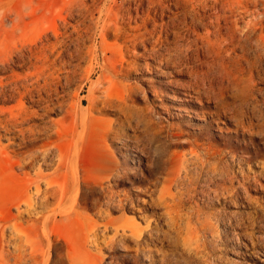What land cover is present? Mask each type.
Segmentation results:
<instances>
[{"label": "rangeland", "instance_id": "1", "mask_svg": "<svg viewBox=\"0 0 264 264\" xmlns=\"http://www.w3.org/2000/svg\"><path fill=\"white\" fill-rule=\"evenodd\" d=\"M220 1L226 2L0 0V109L22 112L24 127L63 133L53 165L43 166V172L53 173L60 152L77 151L81 175L103 155L116 157L120 173L129 174L106 182L108 189L129 196L124 207L99 193L86 219L57 217L48 229L50 244L43 247L37 227L28 231L30 243L12 237V224L29 219L13 217L25 170L9 155L1 156L0 264H21V259L24 264H264V59H256L248 39L264 0H249L246 6L230 0L238 13L227 7L229 22L215 24L224 13ZM226 107L246 113L244 127ZM141 110L163 124L154 128L142 119ZM7 138L0 132L1 144H9ZM28 140L21 152L36 150ZM205 146L218 155L206 158ZM205 161L215 166L213 174L202 167ZM50 203L53 209L57 200ZM108 222L113 223L106 226ZM123 222L138 227L137 232L117 233ZM94 225L97 237L90 232ZM23 240L27 245L19 248Z\"/></svg>", "mask_w": 264, "mask_h": 264}, {"label": "bare ground", "instance_id": "2", "mask_svg": "<svg viewBox=\"0 0 264 264\" xmlns=\"http://www.w3.org/2000/svg\"><path fill=\"white\" fill-rule=\"evenodd\" d=\"M209 2V0H207ZM230 0H226L225 3L222 4V11L224 13H219L217 15V19L215 18L214 20H218L215 24L219 23V21L221 20H227V18L229 17V15L225 14L226 13V9L228 7L229 10L234 11L235 9L232 10L233 7H231L230 5H233L232 3L229 2ZM252 1V0H251ZM257 2V1H256ZM37 3V2H36ZM239 3L243 4L242 6H246L249 4V0H239ZM30 4V3H29ZM40 4V3H39ZM212 4V3H211ZM237 4V3H236ZM254 4V2H253ZM252 4V5H253ZM257 4V3H256ZM24 5V4H23ZM38 5V4H37ZM204 5V4H203ZM20 6V4H19ZM25 6H27L25 4ZM29 6V5H28ZM27 6V7H28ZM214 5H211V7ZM218 7V5H216ZM241 6V7H242ZM255 6V5H254ZM210 6L208 5V8ZM215 8V6H214ZM247 8V7H246ZM245 8V9H246ZM253 8V7H251ZM249 8V9H251ZM261 7H259L260 9ZM212 9V8H211ZM238 9V8H237ZM206 10V9H205ZM215 10V9H214ZM220 10V9H219ZM219 10H217L219 12ZM239 10V9H238ZM237 10V11H238ZM244 10V9H243ZM207 11V10H206ZM215 12V14H217L218 12ZM228 11V12H231ZM236 11V10H235ZM236 11V12H237ZM261 11V10H260ZM259 11V12H260ZM19 12V11H18ZM23 12V10H22ZM21 12V13H22ZM244 12H247L244 11ZM74 13V12H73ZM172 13V12H171ZM206 13V12H205ZM238 13V12H237ZM253 13V12H252ZM209 14H212L209 13ZM234 14V13H233ZM245 14V13H243ZM248 14V13H247ZM81 15V14H78ZM227 15V17H226ZM232 15V14H231ZM230 15V16H231ZM238 15V14H237ZM257 15V14H256ZM152 16V15H151ZM156 16V14H155ZM160 16V15H158ZM165 16V15H164ZM207 16V15H205ZM242 17V15H240ZM246 16V15H245ZM16 17V16H15ZM149 17V16H148ZM161 17V16H160ZM159 17V18H160ZM194 17V16H193ZM197 17V16H196ZM204 17V16H203ZM202 17V18H203ZM215 17V16H214ZM233 17V15H232ZM239 17V16H238ZM18 21H23V16L19 13L18 16ZM164 18V17H163ZM167 18V17H166ZM176 18V17H175ZM184 17H182L183 19ZM199 18V16H198ZM201 18V17H200ZM211 19V17H209ZM234 18V17H233ZM244 18V17H243ZM147 19V18H146ZM156 19V18H154ZM173 19V18H172ZM197 19V18H196ZM209 19V20H210ZM232 19V18H231ZM230 19V20H231ZM236 19V16H235ZM231 21V23L235 24L238 22V20ZM157 20V19H156ZM195 20V19H194ZM202 20V19H201ZM144 21V19H143ZM148 21V19H147ZM146 21V22H147ZM241 21V20H240ZM242 21H244L242 19ZM152 22V21H151ZM173 22V20H172ZM229 22V21H228ZM155 23V21H154ZM176 23V22H175ZM174 23V24H175ZM203 23V22H201ZM209 23V22H206ZM205 23V24H206ZM212 23V22H210ZM15 24V23H13ZM144 24V23H143ZM198 24V23H197ZM196 24V25H197ZM221 24V23H220ZM228 24V23H227ZM230 24V23H229ZM232 24V25H233ZM16 25V24H15ZM14 25V26H15ZM164 25V24H163ZM173 25V24H172ZM208 25V24H207ZM17 26V25H16ZM144 26V25H143ZM209 26L212 27V25L209 24ZM222 25H220L219 27H221ZM224 26V25H223ZM172 27V26H171ZM217 27V28H219ZM235 26H232V28ZM248 27V26H247ZM156 28V27H155ZM194 28V27H193ZM208 28V27H207ZM224 28V27H223ZM163 29V27H162ZM230 29V28H229ZM240 29V28H239ZM123 30V29H122ZM146 30V29H145ZM156 30V29H155ZM167 30V29H166ZM222 30V29H221ZM234 30V29H233ZM238 30V29H237ZM152 31V30H151ZM157 31V30H156ZM163 31V30H162ZM172 31V30H171ZM187 31V30H186ZM189 31V30H188ZM213 31V30H212ZM217 31V30H216ZM220 31V29H219ZM191 32V31H190ZM222 32V31H221ZM220 32V33H221ZM241 32V31H240ZM154 33V32H153ZM152 33V34H153ZM174 33V32H173ZM214 33V32H213ZM219 33V34H220ZM237 33V31H236ZM247 33V32H246ZM132 34V33H131ZM155 34V33H154ZM165 34V33H164ZM180 34V33H179ZM216 34V33H215ZM218 34V35H219ZM222 34V33H221ZM227 34V32H226ZM249 36L248 39L251 40V45H252V49H253V53L256 57V59H259L260 61L262 59H264V8H263V12L257 15V18L254 20V22H252V24H250L249 27ZM182 35V34H181ZM190 35V34H189ZM204 35V34H203ZM212 35V34H211ZM232 35V34H230ZM246 35V34H245ZM145 36V35H144ZM147 36V35H146ZM167 36V35H166ZM165 36V37H166ZM180 36V35H179ZM215 36V35H214ZM212 35V37H214ZM217 36V35H216ZM236 36V35H235ZM234 36V37H235ZM238 36V35H237ZM236 36V37H237ZM143 37L142 35L139 36V38ZM176 37V36H175ZM220 37V36H219ZM233 37V38H234ZM247 37V36H246ZM160 38V37H159ZM182 37H180L179 39H181ZM194 38V37H193ZM196 38L198 39V37L196 36ZM208 38V37H207ZM217 38V37H216ZM228 39V37H225ZM232 38V37H231ZM167 40V38H165ZM215 39V38H214ZM219 39V38H217ZM222 39V38H221ZM237 39V38H236ZM247 39V38H245ZM146 40V39H145ZM184 40V38H183ZM186 40V39H185ZM210 40V39H209ZM241 40V39H240ZM135 41V40H134ZM139 41V40H137ZM141 41V40H140ZM193 41V40H192ZM195 41V40H194ZM198 41V40H197ZM200 41V40H199ZM206 41V40H205ZM218 41V40H217ZM222 42V40H220ZM224 41V40H223ZM144 42V41H143ZM146 42V41H145ZM212 43V41H209ZM207 42V43H209ZM234 42V41H233ZM248 42V41H247ZM134 43V42H133ZM136 43V42H135ZM142 43V42H141ZM187 43V41H186ZM196 43V42H195ZM200 43V42H199ZM210 43V44H211ZM227 43V42H225ZM230 43V41H229ZM193 44V43H190ZM204 44V43H203ZM206 44V42H205ZM218 44V43H217ZM232 44V43H231ZM239 44V43H238ZM242 44V43H241ZM189 45V44H188ZM222 45V44H221ZM228 45V44H227ZM192 46V45H191ZM198 46V45H197ZM203 46V45H202ZM219 46V44H218ZM229 46V45H228ZM236 46V44H235ZM238 46V45H237ZM184 47V46H183ZM186 47V46H185ZM222 47H224V45H222ZM222 47L219 49L222 50ZM239 47V46H238ZM176 48V47H175ZM202 48V47H200ZM209 48V47H208ZM225 48V47H224ZM231 48V47H230ZM237 48V47H236ZM246 48V47H245ZM169 49V48H168ZM195 49V46H194ZM204 49V48H203ZM202 49V50H203ZM243 49V48H242ZM225 50V49H224ZM228 50V49H227ZM192 51V50H191ZM190 51V52H191ZM212 51V50H211ZM195 52V51H194ZM245 52V51H243ZM175 53V52H174ZM223 53V52H222ZM221 53V54H222ZM213 54V53H212ZM211 54V55H212ZM186 55V54H185ZM227 55V54H225ZM240 55V54H239ZM238 55V56H239ZM242 55V54H241ZM252 55V54H251ZM192 56V55H191ZM229 56V54H228ZM234 56V55H233ZM243 56H246L243 54ZM218 57V56H217ZM223 57V56H222ZM221 57V58H222ZM241 57V56H240ZM200 58V57H199ZM214 58V57H213ZM230 58V56H229ZM239 58V57H238ZM245 59V57H243ZM242 58V59H243ZM248 58V57H247ZM185 59V58H184ZM187 59H189L187 57ZM215 59V58H214ZM235 59V58H234ZM163 60V59H162ZM204 60V59H203ZM219 60V59H217ZM216 60V61H217ZM238 60V59H237ZM211 61V60H210ZM213 61V60H212ZM220 61V60H219ZM255 61V60H254ZM195 62V61H193ZM199 62V61H198ZM208 62V61H207ZM225 62V60H224ZM230 62V61H229ZM236 62V61H235ZM252 62V61H251ZM263 62V61H262ZM261 62V63H262ZM203 63V62H202ZM206 63V61H205ZM212 63V62H211ZM215 63V62H214ZM232 63V62H231ZM240 64V61L238 62ZM256 63V62H255ZM199 64H201L199 62ZM234 65V63H232ZM166 65V64H165ZM202 65V64H201ZM223 66V65H222ZM221 66V68H222ZM248 66V65H247ZM257 66V65H255ZM241 67V66H240ZM258 67V66H257ZM256 67V68H257ZM201 68V67H200ZM224 68V67H223ZM232 68V67H230ZM173 69V68H172ZM219 69V68H218ZM217 69V70H218ZM235 69V68H234ZM258 69V68H257ZM174 70V69H173ZM194 70V68H193ZM192 70V71H193ZM197 70V69H196ZM226 70V69H225ZM224 70V71H225ZM230 70V69H229ZM227 71V70H226ZM225 71V72H226ZM49 72V71H48ZM51 72V71H50ZM175 72V71H174ZM202 72V70H201ZM244 72V71H243ZM46 73V72H45ZM57 73V72H56ZM107 73V72H106ZM207 73V72H206ZM217 73V72H216ZM240 73V72H238ZM246 73V72H245ZM244 73V74H245ZM250 73V72H249ZM32 74V73H31ZM48 75V73H46ZM45 74V76H46ZM198 74V73H197ZM33 75V74H32ZM200 75V74H199ZM197 75V76H199ZM204 75V74H203ZM207 75V74H206ZM209 75V74H208ZM231 75V74H230ZM242 75V74H241ZM49 76V75H48ZM51 76V75H50ZM205 76V75H204ZM261 76V75H260ZM29 77V76H28ZM27 77V78H28ZM36 77V76H35ZM44 77V76H43ZM201 77V76H200ZM203 77V76H202ZM206 77V76H205ZM204 77V78H205ZM33 78V77H31ZM45 78V77H44ZM47 78V77H46ZM51 78V77H50ZM48 78V79H50ZM198 78V77H197ZM214 78V77H213ZM216 78V77H215ZM240 78V77H239ZM244 78V77H243ZM208 79V78H206ZM205 79V80H206ZM222 79V78H220ZM232 79V78H231ZM234 79V78H233ZM29 80V79H28ZM36 80V79H35ZM46 80V79H45ZM111 80V79H110ZM185 80V79H184ZM200 80V79H199ZM204 80V81H205ZM213 80V79H212ZM236 81V78L234 79ZM238 80H242V78L238 79ZM244 80V79H243ZM42 81V80H41ZM49 81V80H48ZM194 81V80H193ZM202 81V80H201ZM200 81V82H201ZM203 81V82H204ZM223 81V80H222ZM36 82V81H34ZM33 82V83H34ZM47 82V81H46ZM45 82V83H46ZM50 82V81H49ZM48 82V84H49ZM198 82V81H196ZM208 82V81H207ZM243 81H241L242 83ZM246 82V81H245ZM38 83V82H36ZM41 84V82L39 83ZM138 84V83H137ZM186 84V83H185ZM197 84V83H196ZM195 84V85H196ZM199 84V82H198ZM197 84V86H198ZM202 84V82L200 83ZM208 84L205 82L204 86ZM225 84V82H224ZM227 84V83H226ZM244 84V82L242 83ZM246 84V83H245ZM18 85V84H17ZM15 85V86H17ZM46 85V84H45ZM44 85V86H45ZM194 85V83H193ZM209 85V84H208ZM211 85V84H210ZM231 85V84H230ZM229 85V86H230ZM24 86V85H23ZM224 86V85H223ZM222 86V87H223ZM49 87L48 86H45ZM195 87V86H194ZM207 87V86H206ZM214 87V86H213ZM19 88V87H18ZM200 88V87H199ZM199 88L197 91H199ZM138 89V88H137ZM223 89V88H222ZM228 89V88H227ZM246 89V88H245ZM20 90V88H19ZM136 90V89H135ZM176 90V89H175ZM192 90V89H191ZM225 90V89H223ZM222 90V91H223ZM260 90V89H259ZM201 91V90H200ZM216 91V90H215ZM220 91V90H219ZM187 92V91H186ZM185 92V93H186ZM192 92V91H191ZM225 92V91H224ZM132 93V91L130 92ZM158 93V92H157ZM261 93V92H260ZM187 94V93H186ZM201 94V93H200ZM212 94V93H211ZM222 94V93H221ZM160 95V94H159ZM185 95V94H184ZM26 96V95H24ZM186 96V95H185ZM195 96V95H194ZM193 96V97H194ZM245 96V95H244ZM207 97V96H206ZM22 98V97H21ZM26 98V97H25ZM188 98V97H187ZM179 99V98H178ZM186 99V98H185ZM198 99V97L196 98V100ZM158 100V99H156ZM207 100V99H206ZM210 100V98H209ZM129 101V100H128ZM205 101V100H204ZM208 101V100H207ZM232 101V100H230ZM209 102V101H208ZM212 102V101H211ZM233 102V101H232ZM78 103V102H77ZM119 103V102H118ZM157 103V102H156ZM236 103V102H235ZM120 104V103H119ZM154 104V103H153ZM160 104V103H159ZM256 104V103H255ZM122 105V104H121ZM150 105V104H149ZM222 105H223V101H222ZM225 105V104H224ZM160 106V105H159ZM163 107V105H161ZM160 106V108H161ZM221 106V105H220ZM228 106V105H227ZM218 107V105H217ZM85 108V107H84ZM118 108V107H117ZM145 108V107H144ZM157 108V107H156ZM174 108V107H173ZM176 108V107H175ZM221 108V107H220ZM6 109V108H5ZM10 109V108H9ZM180 109V108H178ZM185 109V108H184ZM223 109V108H221ZM235 109V108H234ZM248 109V108H247ZM16 110V109H15ZM88 110V109H86ZM144 110V109H143ZM154 110V109H153ZM152 110V111H153ZM156 110V109H155ZM159 110V109H158ZM218 110V109H217ZM251 110V109H250ZM81 111L82 112H86L82 109L81 107ZM125 111V110H124ZM135 111L137 112V110L135 109ZM134 111V113H135ZM160 111V110H159ZM181 111V110H180ZM226 111L228 112V114H230L232 112L234 118L237 120L236 122H238L239 125H242L243 127L245 126V120H246V113L243 112L242 110H233V108L231 109L226 107ZM132 112V111H129ZM139 112V111H138ZM143 111L141 110V113ZM146 110L142 113V119L146 120L148 123H150V125H152L154 128H158L160 124H163V121L157 122L154 120L153 118V113L152 112H148L145 113ZM219 112V111H218ZM123 113V112H122ZM161 113V112H159ZM225 113V112H224ZM169 114V112H168ZM173 114V112H172ZM171 114V115H172ZM221 114V113H220ZM83 115V113L81 114ZM128 114L124 115L127 116ZM161 115V114H159ZM218 115V114H217ZM223 115V114H222ZM221 115V116H222ZM252 115V114H251ZM220 116V117H221ZM253 116V115H252ZM130 117V116H129ZM128 117V118H129ZM156 117V116H155ZM157 117H159L157 115ZM164 117V116H163ZM171 117V116H170ZM24 116L23 113H17L14 114L13 112L10 111H6L3 110L2 108L0 109V132H5L6 135H8L7 140L9 141V144L7 145H3L0 143V157L3 156L4 154L9 155V157H11L13 160H15L17 162V164L20 165L21 169L25 170L24 171V178L22 179L21 183L23 185V191L21 192V195L18 198V202L15 206V209L17 211V215L13 216L16 219H20L22 220L23 218L27 217L29 219H27L25 222L20 221V223L18 226V223H13L11 229L12 230V237L17 240V239H23L26 238L25 242L30 243L29 238L31 237V233H29V229L35 228L37 227L39 229L40 232H42V237L40 238V244L44 245L46 244L47 246L50 244V235L48 233V229L51 223H55L57 222V217H60L61 219H68L69 217L75 215L76 218L77 217H81V218H85L87 217L86 212L91 208V207H95V205L98 203V201L100 200L97 196V194L101 193L104 196H107V199L109 200V202L111 204H117L120 207H124L127 201H129V196L127 194H117V192H114L111 189H108V186L106 184V182H109V180L111 179H117L120 177H123V175H126V177L129 175L127 174V170L125 171H119L120 169V163L119 161L116 159V157L114 156H98V158L94 159V161H92V164L90 165V167L88 168V172L85 174L81 175V170L78 169L80 166L78 165V161H77V151L74 152H60L58 156V164L57 166L54 167V171L52 174H45L42 170V167L45 166H52L53 165V160L54 157L56 155L55 151L56 149H58L56 142H58L59 140H62L64 137L62 136L63 133L61 134V132L59 131L60 129H56V130H52L50 127H44V128H39L37 126H30V127H24ZM131 118V117H130ZM160 118V117H159ZM162 118V117H161ZM160 118V120H161ZM168 118V117H167ZM218 118V116H217ZM226 118V117H225ZM127 119V118H126ZM125 119V120H126ZM165 119V118H163ZM229 119V117H228ZM234 119V120H235ZM249 119V118H248ZM83 120V119H82ZM81 120V121H82ZM86 120V118H85ZM85 120L83 121V125H86V123L84 124ZM201 120V119H200ZM203 120V119H202ZM206 120V119H205ZM203 120V121H205ZM233 120V121H234ZM131 121V120H130ZM230 121V120H229ZM133 122V121H132ZM168 122V121H167ZM131 123V122H130ZM252 123V122H251ZM250 123V124H251ZM258 123V122H257ZM235 124V123H234ZM148 125V124H147ZM203 125V124H202ZM207 125V124H206ZM236 125V124H235ZM252 125V124H251ZM251 125H247L246 127L251 128ZM264 125V123H263ZM262 125V126H263ZM151 126V127H152ZM166 126V125H165ZM171 126V125H170ZM260 126V125H259ZM169 127V126H168ZM149 128V127H148ZM238 128V127H237ZM236 128V129H237ZM255 128V126H254ZM264 128V127H263ZM169 129V128H168ZM241 129V128H240ZM136 130V129H135ZM151 131L153 129H150ZM122 131V130H120ZM257 131V130H256ZM263 131V130H262ZM261 131V132H262ZM138 132V131H136ZM171 132V131H170ZM248 133V132H247ZM258 133V132H257ZM260 133V132H259ZM155 134V133H154ZM158 134V133H157ZM115 135L118 136V131H115ZM122 135V134H120ZM132 135V134H131ZM135 136V134H134ZM171 136V135H170ZM174 136V135H173ZM17 137V138H16ZM82 136H80L81 139ZM121 137V136H120ZM138 137V136H137ZM136 137V138H137ZM183 137V136H182ZM6 138V137H5ZM4 138V139H5ZM135 138V139H136ZM139 138V137H138ZM150 138V137H149ZM174 138V137H173ZM179 138V137H178ZM205 138V137H204ZM28 139H30V141L36 143V150L31 153H26V152H21L20 150L22 148H24L23 146L25 144H27V142L29 141ZM78 139V136H77ZM76 139V140H77ZM169 139V138H168ZM171 139V138H170ZM181 139V137H180ZM192 139V138H191ZM16 140H21V143H17ZM75 140V141H76ZM176 140V139H175ZM202 140V139H201ZM204 140V139H203ZM72 142V140H70ZM73 141V142H75ZM124 141V140H123ZM133 141V140H132ZM163 141V140H162ZM174 141V139L172 140ZM210 141V140H209ZM261 141V140H260ZM79 142V141H78ZM206 142V141H205ZM211 142V141H210ZM77 143V141H76ZM75 143V144H76ZM162 143V142H161ZM176 143V142H175ZM182 143V142H181ZM196 143V142H194ZM187 144V143H186ZM127 145V144H126ZM157 145V144H156ZM190 145V144H189ZM195 145V144H194ZM196 145L200 146L202 144H197ZM207 145V143H206ZM78 146V145H77ZM76 146V147H77ZM134 146V145H133ZM175 146V145H174ZM163 147V145H162ZM77 149V148H74ZM195 149V148H193ZM198 149V148H196ZM211 149H214V153L211 152ZM119 150V149H118ZM196 151V150H195ZM225 151V150H224ZM118 152V151H117ZM170 152V151H169ZM185 152V151H184ZM191 152V151H190ZM204 152L206 153L205 157L206 158H210V160H212L211 158L215 157L218 155V151L215 150V148H212L211 146L204 148L203 154ZM257 153V152H256ZM202 154V153H201ZM200 152L199 155L201 156ZM202 154V155H203ZM166 155V154H165ZM169 155V153L167 154ZM178 156V154H176ZM244 155V154H243ZM151 157V156H150ZM167 157V156H166ZM168 158V157H167ZM195 158V157H193ZM244 158V157H243ZM201 159V158H200ZM235 159V158H233ZM245 159V158H244ZM144 160V159H143ZM142 160V161H143ZM189 160V159H188ZM195 160V159H194ZM207 160V159H205ZM214 160H219V159H213ZM167 161V160H166ZM202 161V160H201ZM220 161V160H219ZM201 163V162H200ZM206 163V161H205ZM205 163H203L202 167L203 168H207V172L208 173H212L216 171L215 166L212 163H206L207 165H205ZM221 163V162H220ZM236 163V162H235ZM125 165V163H123ZM169 164V163H168ZM226 164V163H225ZM247 164V163H246ZM123 165V166H124ZM192 165V164H190ZM195 165V164H194ZM200 165V164H197ZM79 166V167H78ZM126 166V165H125ZM128 166V165H127ZM126 166V167H127ZM207 166V167H206ZM248 166V165H247ZM195 167V166H194ZM219 167H221L219 165ZM224 167V166H222ZM241 167V166H240ZM122 168V167H121ZM125 168V167H124ZM200 168V167H199ZM127 169V168H126ZM196 169V168H195ZM198 169V168H197ZM222 169V168H221ZM80 170V171H79ZM199 170V169H198ZM219 170V169H218ZM241 170V169H240ZM197 171V170H196ZM205 171V170H203ZM224 171V170H223ZM222 171V172H223ZM226 171V170H225ZM264 171V170H263ZM185 172V171H184ZM199 172V171H198ZM205 171V173H207ZM239 172V171H238ZM241 172V171H240ZM204 173V172H203ZM202 173V174H203ZM218 173V172H217ZM230 173V172H229ZM123 174V175H120ZM200 174V173H198ZM213 174V173H212ZM215 174V173H214ZM220 174V173H219ZM222 174V173H221ZM225 174V172H224ZM227 174V173H226ZM209 175V174H208ZM235 175V174H234ZM207 176V175H205ZM218 176V175H217ZM259 176V175H258ZM252 177V176H251ZM214 178V176H213ZM239 178V177H238ZM246 178V177H245ZM114 179V180H115ZM126 179V178H123ZM192 179V178H191ZM211 179V176L210 178ZM223 179V178H222ZM234 179V178H232ZM113 180V181H114ZM156 180V179H155ZM213 180V179H212ZM218 180V179H217ZM125 181V180H124ZM128 181V180H127ZM202 181V180H201ZM234 181V180H233ZM122 182V181H121ZM191 182V181H190ZM208 182V181H207ZM212 182V181H211ZM245 182V181H244ZM254 183V182H253ZM115 184V183H114ZM109 185V184H108ZM119 185V184H118ZM232 185V184H231ZM238 186V185H237ZM245 186V185H244ZM250 186V185H249ZM110 187V186H109ZM223 187V186H222ZM208 188V187H207ZM232 188V187H231ZM225 190V189H224ZM122 193V192H121ZM100 196V195H99ZM211 197V196H210ZM51 200H57V205L55 208L51 209L50 208V201ZM187 200V199H186ZM107 204V203H106ZM114 206V205H113ZM199 207V206H198ZM117 208V207H116ZM41 210L40 212H38V210ZM117 210V209H116ZM41 213V214H40ZM104 214V212L102 213ZM90 215V214H89ZM70 220L72 218H69ZM62 220V221H63ZM23 223L27 224V229H25L23 226ZM113 222H108L106 224V226H111ZM205 224V223H204ZM11 227V226H10ZM117 227V233L119 232V229H121L123 232H125L126 229H130L133 233L137 232L138 227L136 226H131L128 222H123L120 225L116 226ZM177 228V227H176ZM98 225H94L91 229L90 232H92L93 236L97 237V231H98ZM101 230V229H100ZM40 232H38L40 234ZM103 233V232H102ZM37 234V233H36ZM38 234V236H39ZM37 236V235H36ZM126 237V236H125ZM12 238V239H13ZM195 239V238H194ZM11 241V240H10ZM13 241V240H12ZM125 241V240H124ZM23 240V245L21 243L22 246H18L19 248H25V245ZM161 242V241H160ZM202 244V243H201ZM106 246V245H105ZM17 247V246H16ZM32 249H34L35 247H33V245H31ZM42 247V248H43ZM70 247V246H69ZM17 248V249H19ZM27 248V247H26ZM31 249V253L30 256H34L32 255L33 250ZM159 249V248H158ZM72 250V248H71ZM20 253H23L25 250L22 251V249L20 250ZM152 252V251H151ZM36 253L37 249H36ZM29 254V253H28ZM27 254V255H28ZM34 254V253H33ZM43 254V253H42ZM39 255V254H38ZM159 255V254H158ZM26 256V255H25ZM47 256V255H46ZM24 257V255H23ZM38 257V256H37ZM43 257V256H42ZM152 258V257H151ZM30 259V258H29ZM44 259V258H43ZM31 260V259H30ZM41 260V259H39ZM112 260V259H111ZM43 261V260H42ZM25 260L21 259V264H24ZM47 262V260H46ZM53 263V262H52ZM29 264V263H28ZM49 264V263H48ZM59 264V263H58Z\"/></svg>", "mask_w": 264, "mask_h": 264}, {"label": "built area", "instance_id": "3", "mask_svg": "<svg viewBox=\"0 0 264 264\" xmlns=\"http://www.w3.org/2000/svg\"><path fill=\"white\" fill-rule=\"evenodd\" d=\"M119 1H125V0H119Z\"/></svg>", "mask_w": 264, "mask_h": 264}]
</instances>
